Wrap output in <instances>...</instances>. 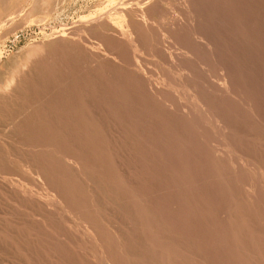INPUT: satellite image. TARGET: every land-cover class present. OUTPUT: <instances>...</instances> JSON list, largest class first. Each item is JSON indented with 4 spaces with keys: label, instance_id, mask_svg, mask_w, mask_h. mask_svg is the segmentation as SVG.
Wrapping results in <instances>:
<instances>
[{
    "label": "rangeland",
    "instance_id": "374dc122",
    "mask_svg": "<svg viewBox=\"0 0 264 264\" xmlns=\"http://www.w3.org/2000/svg\"><path fill=\"white\" fill-rule=\"evenodd\" d=\"M8 2L6 8L0 3V74L10 65L11 69L20 70L21 65H14V62L21 64L30 57L31 61L40 58L44 62L39 60L43 62L37 70L39 75L34 76L35 80L30 79L32 88L29 85L23 109L20 111L22 107H17L14 100L12 108L8 106L6 113H0V264H176V261L177 264H264V0ZM89 19L93 20L92 25ZM130 26L142 41H136L137 34ZM124 80H128V84ZM45 81H49L48 84ZM34 90L37 93L33 95ZM199 91L201 93H197ZM207 99L215 106L220 101L223 109L217 111L223 113H218L217 117L221 118L204 117L199 109L196 110V104ZM21 112L29 120V133L26 130L20 136L7 137L18 125L16 121L23 117ZM26 112L35 114L33 119ZM259 112H262L261 117ZM232 140L242 151L243 158H252L246 157L245 161L241 156H233ZM33 142L36 148L32 147ZM5 156L8 158L4 159ZM236 159L241 170L233 163ZM256 174L261 175L258 178ZM136 192L144 198L135 195Z\"/></svg>",
    "mask_w": 264,
    "mask_h": 264
},
{
    "label": "bare ground",
    "instance_id": "6f19581e",
    "mask_svg": "<svg viewBox=\"0 0 264 264\" xmlns=\"http://www.w3.org/2000/svg\"><path fill=\"white\" fill-rule=\"evenodd\" d=\"M7 1H9L10 2V0H0V3L2 4V5H4L5 6V8L8 6L7 5ZM234 1V0H233ZM8 2V3H9ZM37 2V1H36ZM124 2H125V0H124ZM149 2V1H148ZM165 2V1H164ZM220 2V1H219ZM232 2V1H231ZM145 3V2H144ZM146 3H147V1H146ZM197 3V2H196ZM221 3H223V2H221ZM245 3V2H244ZM252 3V2H251ZM258 3V2H257ZM136 4V3H135ZM141 4V3H140ZM212 4V3H211ZM218 4V3H217ZM262 4V3H261ZM7 5V6H6ZM120 5V4H119ZM191 5V4H190ZM194 5V4H193ZM199 5V4H198ZM219 5V4H218ZM226 5V4H225ZM255 5V4H254ZM3 6V7H4ZM122 6V5H121ZM251 6V5H250ZM263 6V5H262ZM244 7V6H243ZM4 8V9H5ZM149 8H151V7H149ZM178 8V7H177ZM246 8V7H245ZM112 9V8H111ZM131 9V8H130ZM155 9V8H154ZM153 9V10H154ZM190 9V8H189ZM222 9H224V7L222 8ZM120 10V9H119ZM156 10H158V9H156ZM229 10H231V9H229ZM175 11V10H174ZM177 11V10H176ZM223 11V10H222ZM225 11V10H224ZM227 11V10H226ZM232 11V10H231ZM121 12H123V9H122V11ZM234 12V11H233ZM2 14V13H1ZM0 14V15H1ZM236 14V13H235ZM99 16H101L100 14H98ZM115 15V14H114ZM123 15V14H122ZM232 15V14H231ZM247 15V14H246ZM203 16V15H202ZM98 17V16H97ZM102 17V16H101ZM115 17V16H114ZM215 17V16H214ZM164 18V17H163ZM252 18V17H251ZM0 19H2V18H0ZM218 19V18H217ZM237 19V18H236ZM90 20V19H89ZM96 20V19H95ZM102 20V19H101ZM202 20V19H201ZM216 20V19H215ZM250 20V19H249ZM253 20V19H252ZM93 22V20H90V22L89 23H91V25L93 24L92 22ZM99 21V20H98ZM97 21V22H98ZM226 21V20H225ZM243 21V20H242ZM241 21V22H242ZM255 21V20H254ZM0 22H1V20H0ZM85 22V21H84ZM88 22V21H87ZM104 22V21H103ZM189 22H191V21H189ZM196 22V21H195ZM251 22V21H250ZM3 23V22H2ZM130 23V22H129ZM233 23V22H232ZM239 23V22H238ZM253 23H255V22H253ZM227 24V23H226ZM245 24V23H244ZM77 25V24H76ZM129 25V24H128ZM192 25V24H191ZM198 25V24H197ZM207 25V24H206ZM236 25V24H235ZM94 26V25H93ZM92 26V27H93ZM126 26V25H125ZM194 26H196V25H194ZM86 27V26H85ZM84 27V28H85ZM88 27V26H87ZM119 27V26H118ZM235 27V26H234ZM241 27V26H240ZM245 27V26H244ZM82 28V27H81ZM90 28V27H89ZM87 29V28H86ZM122 29V28H121ZM130 29L131 30H133L134 28H131V26H130ZM136 29V28H135ZM197 29V28H196ZM253 29V28H252ZM78 30V29H77ZM81 30V29H80ZM91 30V29H90ZM196 31V30H195ZM125 33V32H124ZM133 33H136L137 34V32H135V30H133ZM190 33V32H189ZM192 33V32H191ZM229 33V32H228ZM233 33V32H232ZM248 33V32H247ZM246 33V35H248ZM70 34V33H69ZM68 34V35H69ZM73 34V33H72ZM126 34V33H125ZM124 34V35H125ZM131 34H132V32H131ZM136 34H135V36H136ZM195 34V33H194ZM199 35H200V33H198ZM197 34V35H198ZM211 34V33H210ZM225 34V33H224ZM73 35H75V34H73ZM82 35H83V33H82ZM97 35V34H96ZM109 35V34H108ZM188 35V37H191V38H195L194 36L192 37L190 34H187ZM190 35V36H189ZM196 35V34H195ZM222 35V34H221ZM139 35L137 34V37H138ZM259 36V35H258ZM183 37V36H182ZM238 37V36H237ZM110 38V37H109ZM129 38V37H128ZM132 38H133V36L131 35V40H132ZM136 38V37H135ZM134 38V39H135ZM225 38V37H224ZM234 38V37H233ZM241 38H243V37H241ZM249 38V37H248ZM255 38V37H254ZM253 38V39H254ZM260 38V37H259ZM61 39V38H60ZM80 39V38H79ZM124 39V38H123ZM141 40V38H139L138 37V39L136 40V41H138V40ZM197 39V38H196ZM61 40H63V39H61ZM82 40V39H81ZM118 40V39H117ZM122 40V39H121ZM126 40V39H125ZM128 40V39H127ZM217 40H219V39H217ZM85 41V40H84ZM134 41V40H133ZM133 41H131V42H133ZM142 41V40H141ZM193 41V40H192ZM240 41V40H239ZM262 41V40H261ZM260 41V42H261ZM63 42V41H62ZM67 42V41H66ZM185 42V41H184ZM200 42V41H199ZM211 42V41H210ZM64 43V42H63ZM140 43V42H139ZM142 43V42H141ZM143 43H144V41H143ZM249 43V42H248ZM65 44V43H64ZM137 44V43H136ZM192 44V43H191ZM202 44H203V42H202ZM205 44V43H204ZM210 44H212V43H210ZM256 44V43H255ZM133 45H135V43L133 44ZM138 45V44H137ZM140 46L142 45V44H139ZM144 45V44H143ZM196 44H194V46H195ZM253 45V44H252ZM130 46V45H129ZM201 46V45H200ZM262 46V45H261ZM264 46V45H263ZM136 47V46H135ZM137 47H139V46H137ZM142 47V46H141ZM144 47V46H143ZM207 47H209V46H207ZM206 48V47H205ZM234 48V47H233ZM264 48V47H263ZM97 49V48H96ZM115 49V48H114ZM113 49V50H114ZM127 49V48H126ZM131 49V48H130ZM140 49V48H139ZM251 48H249L248 50H250ZM141 50H142V48H141ZM225 50V49H224ZM228 50V49H227ZM253 50V49H252ZM52 51V50H51ZM50 51V52H51ZM120 51V50H119ZM137 51V50H136ZM237 51V50H236ZM244 51H246V50H244ZM264 51V50H263ZM58 52V51H57ZM63 52V51H62ZM197 52V51H196ZM227 52V51H226ZM229 52V51H228ZM68 53V52H67ZM98 53V52H97ZM125 53H127V52H125ZM140 53V52H139ZM236 53H238V52H236ZM64 54V53H63ZM110 54H111V52H110ZM120 54V53H119ZM129 54V53H128ZM233 54V53H232ZM231 54V55H232ZM235 54V53H234ZM233 54V55H234ZM241 54V53H240ZM239 54V55H240ZM246 54H247V52H246ZM245 54V55H246ZM251 54V53H250ZM254 54V53H253ZM47 56H48V53L46 54ZM56 55H58V54H56ZM100 55V54H99ZM102 55V54H101ZM106 55V54H105ZM115 55V54H114ZM135 55V54H134ZM263 55V54H262ZM60 56V55H59ZM95 56V55H94ZM104 56V55H103ZM110 56V55H109ZM123 56V55H122ZM208 56V55H207ZM213 56H215V55H213ZM227 56V55H226ZM261 56V54L259 55V57ZM50 57V56H49ZM55 57V56H54ZM81 57H83V56H81ZM116 57V56H115ZM120 57V56H119ZM137 57V56H136ZM31 58V57H30ZM30 58L29 59H27V60H25L23 63H21V64H18V62H17V64H15V62H14V65H21L20 66V70H18V71H16V70H13V69H11V65L8 67V68H5L6 69V71H1L3 74L0 76V113H3V112H7V111H5L6 110V108L8 107V106H10V108H12V106L11 105H13L12 103L14 102V100L16 101V106L17 107H22V106H24L25 105V103H24V105H23V100H25L26 98H27V90L28 89H30V88H32V84H30V79L32 78H34V76L36 75V76H38L39 74H37V70H38V68H41L40 67V64L41 63H43L44 61L42 60V59H38V61H37V58H36V61H31L30 60ZM45 58V57H44ZM84 58V57H83ZM83 58H81V59H83ZM90 58V57H89ZM102 58V57H101ZM110 58V57H109ZM117 58V57H116ZM123 58V57H122ZM122 58H120V59H122ZM210 58H212V55H211V57ZM219 58V57H218ZM223 58V57H222ZM263 58V57H262ZM92 59V58H91ZM111 59H113V58H111ZM110 59V60H111ZM125 59V58H124ZM134 59V58H133ZM138 59V58H137ZM144 59V58H143ZM198 59V58H197ZM238 59H239V57H238ZM39 60H42L43 62H40ZM46 60V59H45ZM117 60H119V59H117ZM206 60V59H205ZM212 60V59H211ZM219 60H220V58H219ZM50 61V60H49ZM96 61V60H95ZM120 61V60H119ZM122 61H123V59H122ZM126 61V60H125ZM138 60H136V62H137ZM146 61V60H145ZM175 61V60H174ZM193 61H194V59H193ZM192 61V62H193ZM20 62V61H19ZM107 62V61H106ZM110 62H112V61H110ZM124 62V61H123ZM127 62V61H126ZM139 62V61H138ZM181 62V61H180ZM191 62V61H190ZM212 62V61H211ZM218 62H220V61H218ZM233 62V61H232ZM240 62V61H239ZM244 62V61H243ZM242 62V63H243ZM251 62V61H250ZM253 62V61H252ZM50 63V62H49ZM58 63V62H57ZM61 63V62H60ZM64 63V62H63ZM92 63V62H91ZM100 63H102V62H100ZM116 63V62H115ZM213 63H214V59H213ZM234 63V62H233ZM237 63V62H236ZM263 63V62H262ZM52 64H53V62H52ZM55 64V63H54ZM109 64V63H108ZM128 64V63H127ZM183 64H184V62H183ZM202 64H204V63H202ZM210 64V63H209ZM222 64V63H221ZM244 64V63H243ZM59 65H61V64H59ZM95 65V64H94ZM106 64L104 63V66H105ZM121 65H123V64H121ZM130 65V64H129ZM143 65V64H142ZM171 65V64H170ZM192 65V64H191ZM230 65V64H229ZM236 65H238V64H236ZM52 66V65H51ZM58 66V65H57ZM68 66V65H67ZM103 66V67H104ZM113 66H115V65H113ZM117 66H118V64H117ZM141 66V65H140ZM149 66V65H148ZM218 66V65H217ZM227 66V65H226ZM53 67V66H52ZM119 67V66H118ZM127 67H129V66H127ZM142 67V66H141ZM144 67V66H143ZM146 67H147V65H146ZM236 67V66H235ZM242 67V66H241ZM46 68V67H45ZM58 68V67H57ZM63 68V67H62ZM92 68V67H91ZM98 68V67H97ZM132 68V67H131ZM176 68V67H175ZM201 68V67H200ZM219 68V67H218ZM230 68V67H229ZM120 69V68H119ZM133 69V68H132ZM143 69V68H142ZM141 69V70H142ZM221 69V68H220ZM237 69V68H236ZM46 70H47V68H46ZM65 70V69H64ZM86 70V69H85ZM112 70V69H111ZM127 70V69H126ZM138 70V69H137ZM146 70V69H145ZM149 70V69H148ZM175 70V69H174ZM41 71H42V69H41ZM107 71V70H106ZM116 71V70H115ZM119 70L117 69V72H118ZM131 71V70H130ZM201 71V70H200ZM218 71V70H217ZM216 71V72H217ZM230 71H231V69H230ZM234 71V70H233ZM261 71V70H260ZM51 72V71H50ZM110 73H112L111 71H109ZM108 72V73H109ZM113 72H114V70H113ZM132 72V71H131ZM150 72V71H149ZM210 72V71H209ZM43 73V72H42ZM69 74H70V72H68ZM68 73H66V74H68ZM79 73V72H78ZM125 73V72H124ZM148 73V72H147ZM208 73V72H207ZM219 73V72H218ZM217 73V74H218ZM221 73V72H220ZM237 73V72H236ZM59 74V73H58ZM65 74V73H64ZM116 74V73H115ZM135 74H137V73H135ZM226 74V73H225ZM230 74H232L233 75V73H230ZM244 74V73H243ZM97 75V74H96ZM119 75V74H118ZM126 75H128V74H126ZM143 75H144V73H143ZM186 75V74H185ZM202 75V74H201ZM214 75V74H213ZM240 75V74H239ZM249 75V74H248ZM247 75V76H248ZM5 76V77H4ZM41 76V75H40ZM43 76V75H42ZM70 76V75H69ZM98 76V75H97ZM181 76H182V74H181ZM200 76V75H199ZM205 76V75H204ZM244 76V75H243ZM262 76V75H261ZM260 76V77H261ZM46 77V76H45ZM49 77V76H48ZM61 77V76H60ZM113 77H115V76H113ZM112 77V78H113ZM152 77H154V76H152ZM174 77V76H173ZM176 77V76H175ZM178 77H179V75H178ZM234 77V76H233ZM240 77H241V75H240ZM257 77V76H256ZM41 78V77H40ZM44 78V77H43ZM53 78H55V77H53ZM66 78V77H65ZM117 78H118V76H117ZM121 78V77H120ZM127 78H129V75H128V77ZM177 78V77H176ZM237 78V77H236ZM38 79H39V77H38ZM46 79V78H45ZM44 79V80H45ZM111 79V78H110ZM141 79V78H140ZM156 79H158V78H156ZM188 79H190V78H188ZM187 79V80H188ZM211 79V78H210ZM226 79V78H225ZM235 79V78H234ZM233 79V80H234ZM238 79V78H237ZM240 79V78H239ZM260 79V78H259ZM33 80H35V79H33ZM42 80V79H41ZM43 80V81H44ZM58 80V79H57ZM79 80V79H78ZM104 80V79H103ZM116 80V79H115ZM177 80V79H176ZM186 80V81H187ZM193 80V79H192ZM232 80V81H233ZM236 80V79H235ZM243 80V79H242ZM251 80V79H250ZM61 81V80H60ZM80 81V80H79ZM118 81V80H117ZM125 81V80H124ZM128 81V80H127ZM127 81H125V82H127ZM136 81V80H135ZM141 81V80H140ZM165 81V80H164ZM178 81V80H177ZM238 81V80H237ZM42 82V81H41ZM48 82L49 81H45V83L46 84H48ZM51 82V81H50ZM88 82V81H87ZM109 82H110V80H109ZM144 82V81H143ZM180 82V81H179ZM206 82H208V81H206ZM230 82H231V79H230ZM229 82V83H230ZM234 82V81H233ZM33 83V82H32ZM43 83V82H42ZM71 83V82H70ZM85 83V82H84ZM114 83V82H113ZM122 83V82H121ZM139 83H141V82H139ZM153 83V82H152ZM160 83V82H159ZM184 83V82H183ZM198 83V82H197ZM212 83H213V81H212ZM239 83H240V81H239ZM243 83V82H242ZM242 83H240V84H242ZM248 83V85H249V82H247ZM52 84V83H51ZM51 84H50V88H51ZM68 84V83H67ZM127 84H128V82H127ZM210 84V83H209ZM235 84H238V83H235ZM252 84V83H251ZM29 85H30V88H29ZM53 85V84H52ZM117 85V84H116ZM149 85V84H148ZM167 85H169V84H167ZM182 85H184V84H182ZM186 85V84H185ZM184 85V86H185ZM187 85H188V83H187ZM190 85V84H189ZM188 85V86H189ZM198 85V84H197ZM197 85H195V86H197ZM205 85V84H204ZM213 85V84H212ZM232 85H233V83H232ZM243 85V84H242ZM241 85V86H242ZM244 85H246V84H244ZM35 86V85H34ZM33 86V87H34ZM38 86V85H37ZM37 86H35V88L37 87ZM48 86V85H47ZM76 86V85H75ZM119 86H121V85H119ZM128 86V85H127ZM156 86V85H155ZM187 86V87H188ZM241 86H240V88H241ZM251 86V85H250ZM250 86H249V88H250ZM43 87H44V85H43ZM49 87V86H48ZM66 87H68V86H66ZM103 87V86H102ZM138 87H140V85L138 86ZM164 87V86H163ZM190 87V86H189ZM239 87V86H238ZM252 87V86H251ZM259 87V86H258ZM39 88V87H38ZM38 88H37V92L39 91L40 92V89L38 90ZM46 88V87H45ZM71 88V87H70ZM107 88V87H106ZM117 88V87H116ZM126 88V87H125ZM144 88V87H143ZM151 88V87H150ZM212 88V87H211ZM231 88H232V86H231ZM243 88H245L244 86H243ZM248 88V89H249ZM261 88V87H260ZM55 89V88H54ZM69 88H67V90H68ZM86 89V88H85ZM130 89V88H129ZM129 89L127 90V91H129ZM131 89H133V88H131ZM195 89V88H194ZM204 89V88H203ZM46 90V89H45ZM44 90V91H45ZM47 90H48V88H47ZM71 90H73V89H71ZM93 90V89H92ZM148 90V89H147ZM147 90H146V92H147ZM150 90V89H149ZM198 90V89H197ZM238 90V89H237ZM250 90V89H249ZM33 91V90H32ZM32 91H31V93H32ZM50 91V90H49ZM61 91V90H60ZM70 91V90H69ZM162 91H164V90H162ZM186 91V90H185ZM233 91V90H232ZM244 91H246V90H243V92ZM29 92V91H28ZM36 92V93H37ZM52 92H54V90L52 91ZM68 92V91H67ZM76 92V91H75ZM123 92V91H122ZM201 92H202V90H201ZM200 91L199 92H197V93H201ZM212 92V91H211ZM219 92V91H218ZM30 93V95H34V94H36L35 93V90H34V92L31 94ZM47 93V92H46ZM55 93V92H54ZM54 93H53V95H54ZM93 93V92H92ZM99 93V92H98ZM170 93V92H169ZM175 93H176V91H175ZM190 93H192V92H190ZM195 93H196V91H195ZM203 93V92H202ZM216 93V92H215ZM220 93V92H219ZM222 93V92H221ZM220 93V94H221ZM245 93V92H244ZM246 93H249V92H246ZM254 94H256L255 92H253ZM40 94V96H41V94L42 93H39ZM38 94V95H39ZM49 94H50V92H49ZM71 94H74L73 92L71 93ZM122 94H124V92L122 93ZM129 94V93H128ZM151 94V93H150ZM178 94V93H177ZM204 94H206L205 92H204ZM223 94V93H222ZM32 95V96H33ZM46 95V94H45ZM132 95V94H131ZM188 95V94H187ZM200 95V94H199ZM198 95V96H199ZM203 95V94H202ZM240 95V94H239ZM264 95V94H263ZM32 96H31V98H32ZM67 96V95H66ZM136 96V95H135ZM157 96V95H156ZM189 96H191V95H189ZM194 96V95H193ZM256 95H254V97H255ZM30 97V96H29ZM34 97V96H33ZM42 97H44V96H41V98ZM53 97V96H52ZM112 97V96H111ZM209 96H207V98H208ZM239 97V96H238ZM252 97V96H251ZM250 97V98H251ZM37 98V97H36ZM55 98V97H54ZM186 98V97H185ZM211 98V97H210ZM209 98V99H210ZM225 98V97H224ZM231 98V97H230ZM28 99V98H27ZM33 100L35 99V97L34 98H32ZM42 99H44V98H42ZM46 99V98H45ZM48 99V98H47ZM75 99V98H74ZM149 99V98H148ZM162 99V98H161ZM201 99V98H200ZM216 99V98H215ZM232 99V98H231ZM240 99H242V97L240 98ZM260 99V98H259ZM51 100V99H50ZM55 100V99H54ZM126 100V99H125ZM183 100V99H182ZM192 100V99H191ZM212 100H213V98H212ZM228 100V99H227ZM238 100V99H237ZM257 100V99H256ZM13 101V102H12ZM75 101H76V99H75ZM117 101V100H116ZM135 101V100H134ZM144 101H146V100H144ZM151 101V100H150ZM198 101V100H197ZM223 101H225V100H223ZM230 101V100H229ZM249 101H252V99L250 100L249 99ZM259 101V100H258ZM25 102H27V101H25ZM34 102V101H33ZM32 102V103H33ZM37 102V101H36ZM45 102V101H44ZM58 102V101H57ZM143 102V101H142ZM164 102V101H163ZM190 102V101H189ZM217 102V101H216ZM215 102V103H216ZM220 101H218V105L217 106H215V105H213V101H211V100H208L207 99V101H205V100H202V101H200V102H198L197 104H196V110H200V112L202 113V115H204V117L206 116V117H208V116H211V117H215L216 119L218 118H221L220 116L219 117H217L218 116V113H223V111L221 112H218L217 111V109H223V108H221L220 106V103H219ZM222 102V101H221ZM245 102V101H244ZM253 102V101H252ZM254 102H256L255 100H254ZM139 103V102H138ZM141 103V102H140ZM139 103V104H140ZM150 103V102H149ZM214 103V104H215ZM226 103V102H225ZM230 103V102H229ZM27 104H29V103H27ZM139 104H138V107H139ZM142 104H144V103H142ZM146 104V103H145ZM152 104V103H151ZM165 104V103H164ZM184 104V103H183ZM190 104H191V102H190ZM195 104V103H194ZM217 104V103H216ZM233 104H235V103H233ZM233 104H232V106H233ZM246 104H247V102H246ZM246 104H245V106H246ZM40 105V104H39ZM49 105V104H48ZM70 105V104H69ZM120 105V104H119ZM147 105V104H146ZM187 105V104H186ZM253 105V104H252ZM258 105V104H257ZM44 106V105H43ZM67 106V105H66ZM79 106V105H78ZM77 106V107H78ZM96 106V105H95ZM107 106V105H106ZM132 106V105H131ZM150 106V105H149ZM161 106V105H160ZM167 106V105H166ZM170 106V105H169ZM192 107H193V104L191 105ZM244 106V105H243ZM260 106V105H259ZM47 107V106H46ZM124 107V106H123ZM130 107V106H129ZM159 107V106H158ZM191 107V108H192ZM195 107V106H194ZM234 107V106H233ZM254 107V106H253ZM256 107V106H255ZM254 107V108H255ZM30 108V107H29ZM39 108V107H38ZM59 108V107H58ZM162 108V107H161ZM241 108V107H240ZM239 108V109H240ZM250 108V107H249ZM251 108H252V106H251ZM8 109V108H7ZM15 109V108H14ZM18 109V108H17ZM23 109V107L20 109V111ZM37 109V108H36ZM104 109V108H103ZM144 109H146L147 110V108H144ZM232 109L233 108H231V111H232ZM243 109V108H242ZM30 110V109H29ZM96 110V109H95ZM122 110V109H121ZM137 110V109H136ZM135 110V111H136ZM140 110H142V109H140ZM151 110H152V108H151ZM158 110V109H157ZM202 110V111H201ZM226 110V109H225ZM230 110V109H229ZM246 110H248L247 108H246ZM245 110V111H246ZM15 111V110H14ZM31 111V110H30ZM49 111H51V110H49ZM48 111V112H49ZM227 111V110H226ZM234 111V110H233ZM239 111V110H238ZM259 111V110H258ZM19 112V111H18ZM18 112H16V113H18ZM24 112V111H23ZM23 112H21L20 113V115H22L23 117H19L20 118V121L18 120V121H16V118H15V121L17 122V126H14L13 127V129L11 130V132H9L10 134L9 135H7V137L9 136V137H12V136H20L21 135V133L22 132H24V131H26L27 130V128L29 127V120H27V119H25V115H24V113ZM149 112H150V110H149ZM155 112V111H154ZM225 112V111H224ZM242 112V111H241ZM248 112V111H247ZM14 114L13 115H15V112H13ZM28 112H26V114H27ZM30 114H31V112H29ZM28 113V114H29ZM40 113V112H39ZM38 113V114H39ZM50 113V112H49ZM137 113V112H136ZM156 113V112H155ZM212 113V114H211ZM255 113V112H254ZM29 114V115H30ZM135 114V113H134ZM138 114V113H137ZM150 114V113H149ZM157 114V113H156ZM232 114V113H231ZM253 114V113H252ZM259 114H260V112H259ZM261 114H262V112H261ZM261 114H260V117H261ZM11 115H12V113H11ZM16 115H18V114H16ZM19 115V116H20ZM33 115V114H32ZM32 115H30V118L32 117ZM35 115V114H34ZM33 115V116H34ZM40 115V114H39ZM86 115H88V114H86ZM221 115V114H220ZM258 115V114H257ZM2 116V115H1ZM10 116V115H9ZM159 116V115H158ZM157 116V117H158ZM198 116V115H197ZM223 116H226V115H224L223 114ZM239 116V115H238ZM242 116V115H241ZM5 117V116H4ZM15 117V116H14ZM36 117V116H35ZM34 117V118H35ZM145 117V116H144ZM162 117V116H161ZM160 117V118H161ZM203 117V116H202ZM228 117V116H227ZM225 118V119H228V118ZM257 117V116H256ZM263 117V116H262ZM11 118H12V116H11ZM18 118V119H19ZM41 118V117H40ZM64 118V117H63ZM170 118V117H169ZM187 118V117H186ZM235 118H236V112H235ZM7 119H8V116H7ZM14 119V118H13ZM32 119H33V117H32ZM138 119V118H137ZM144 119V118H143ZM199 119V118H198ZM238 119H240V117L238 118ZM242 119V118H241ZM10 120V119H9ZM35 121H37V119L35 118L34 119ZM98 120V119H97ZM155 120V119H154ZM206 120V119H205ZM231 120V119H230ZM236 120V119H235ZM243 120V119H242ZM251 120V119H250ZM249 120V121H250ZM14 121V120H13ZM54 121V120H53ZM159 121V120H158ZM208 121V120H207ZM213 121V120H212ZM221 122H222V120H220ZM233 121V120H232ZM257 121V120H256ZM264 121V120H263ZM15 122V123H16ZM81 122V121H80ZM128 122V121H127ZM149 122V121H148ZM150 122H151V120H150ZM155 122V121H154ZM160 122V121H159ZM173 122V121H172ZM246 122H248V121H246ZM245 122V123H246ZM260 122V121H259ZM4 123V122H3ZM6 123V122H5ZM32 123V122H31ZM34 123V122H33ZM49 123V122H48ZM156 123V122H155ZM154 123V124H155ZM249 123V122H248ZM255 123V122H254ZM7 124V123H6ZM9 125H10V123H8ZM37 124V123H36ZM159 124V123H158ZM216 124V123H215ZM250 124V123H249ZM253 124V123H252ZM263 124V123H262ZM9 125L7 126L6 125V127H9ZM31 125V124H30ZM33 125V124H32ZM118 125V124H117ZM174 125V124H173ZM178 125V124H177ZM177 125H176V127H177ZM181 125V124H180ZM201 125V124H200ZM216 125H218V124H216ZM258 124H256V125H254V126H257ZM13 126V125H12ZM12 126L10 125V127L12 128ZM35 126V125H34ZM33 126V127H34ZM44 126H45V124H44ZM182 126V125H181ZM208 126V125H207ZM220 126V125H219ZM253 126V125H252ZM5 127V128H6ZM32 127V126H31ZM30 127V128H31ZM32 127V128H33ZM37 126H35V128H36ZM42 127V126H41ZM45 127H47V126H45ZM160 127H161V125H160ZM165 127V126H164ZM174 127V126H173ZM180 127V126H179ZM221 127H222V125H221ZM242 127H244V126H242ZM246 127L247 126H245V129H246ZM31 128V129H32ZM39 128V127H38ZM44 128V127H43ZM91 128V127H90ZM208 128V127H207ZM224 128V127H223ZM248 128V127H247ZM252 128V127H251ZM250 128V129H251ZM29 129V128H28ZM45 129V128H44ZM135 129V128H134ZM187 129V128H186ZM228 129H229V127H228ZM257 129V128H256ZM80 130H81V128H80ZM97 130H98V128H97ZM128 130H129V128H128ZM163 130V129H162ZM248 130V129H247ZM255 130V129H254ZM28 131V133H29V131L30 130H27ZM36 131L37 130H35V133H36ZM38 131H39V129H38ZM95 131V130H94ZM191 131V130H190ZM212 131V130H211ZM227 131V130H226ZM232 131V130H231ZM252 131V130H251ZM41 132V131H40ZM48 132V131H47ZM93 132V131H92ZM97 132V131H96ZM101 132V131H100ZM254 132V131H253ZM257 132V131H256ZM31 133V132H30ZM99 133V132H98ZM118 133V132H117ZM203 133V132H202ZM226 133V132H225ZM247 133V132H246ZM259 133H260V131H259ZM264 133V132H263ZM22 134H25V133H22ZM42 134V133H41ZM46 134V133H45ZM87 134V133H86ZM125 134V133H124ZM132 134V133H131ZM166 134V133H165ZM164 134V135H165ZM185 134V133H184ZM198 134V133H197ZM255 134V133H254ZM260 134H262V132L260 133ZM27 135V134H26ZM43 135V134H42ZM42 135H40V136H42ZM88 135V134H87ZM162 135V134H161ZM259 135V134H258ZM24 136V135H23ZM28 136V135H27ZM26 136V137H27ZM38 136V135H37ZM51 136V135H50ZM93 136V135H92ZM167 136V135H166ZM165 136V137H166ZM204 136H205V134H204ZM225 136V135H224ZM246 136V135H245ZM254 136V135H253ZM4 137V136H3ZM13 137V138H14ZM35 137H36V135H35ZM84 137V136H83ZM163 137V136H162ZM186 137V136H185ZM19 138V137H18ZM21 138V137H20ZM25 138V137H24ZM42 138V137H41ZM137 138V137H136ZM150 138V137H149ZM234 137H232V139H233ZM243 138V137H242ZM259 138V137H258ZM38 139V138H37ZM151 139V138H150ZM222 139V138H221ZM12 140V139H11ZM35 140V139H34ZM34 140H32V141H34ZM53 140V139H52ZM99 140V139H98ZM140 140V139H139ZM169 140V139H168ZM202 140V139H201ZM205 140V139H204ZM226 140H228V139H226ZM263 140V139H262ZM5 141V140H4ZM13 141V140H12ZM22 141V140H21ZM30 141V140H29ZM39 141V140H38ZM54 141V140H53ZM58 141V140H57ZM61 141V140H60ZM90 141V140H89ZM203 141V140H202ZM225 141V140H224ZM259 141V140H258ZM6 142V141H5ZM8 142V141H7ZM42 142V141H41ZM94 142V141H93ZM234 142H235V140H234ZM234 142H233V140L231 141V146L233 147V150H232V152H233V156H235L236 158H243V156H241V154H243L242 153V151L241 150H239L238 148H237V146L234 144ZM243 142H244V140H243ZM255 142H256V140H255ZM2 143V142H1ZM16 143V142H15ZM17 143H19V142H17ZM23 144H25L24 142H22ZM40 143V142H39ZM49 143V142H48ZM55 143V142H54ZM172 143V142H171ZM200 143V142H199ZM237 143V142H236ZM34 144V142L32 143V147L34 146L33 145ZM56 144V143H55ZM169 144V143H168ZM204 144V143H203ZM229 144V143H228ZM238 144V143H237ZM12 145V147H14L13 146V144H11ZM59 145H60V143H59ZM139 145V144H138ZM254 145V144H253ZM8 146H10V144L8 145ZM25 146H27V144L25 145ZM29 146V145H28ZM43 146V145H42ZM91 146V145H90ZM93 146V145H92ZM167 146V145H166ZM214 146V145H213ZM241 146V145H240ZM1 147V146H0ZM11 147V148H12ZM35 147V146H34ZM40 147V146H39ZM50 147V146H49ZM53 147V146H52ZM163 147H164V145H163ZM180 147V146H179ZM223 147V146H222ZM36 148V147H35ZM59 148V147H58ZM64 148V147H63ZM111 148V147H110ZM133 148V147H132ZM166 148V147H165ZM169 148V147H168ZM185 148V147H184ZM188 148H189V146H188ZM243 148H245V147H243ZM251 148V147H250ZM261 148V147H260ZM259 148V149H260ZM50 149V148H49ZM146 149V148H145ZM171 149V148H170ZM182 149V148H181ZM264 149V148H263ZM2 150V149H1ZM50 150H52V149H50ZM55 150V149H54ZM57 150V149H56ZM60 150V149H59ZM63 150V149H62ZM79 150V149H78ZM164 150V149H163ZM223 150V149H222ZM244 150H246V149H244ZM3 151V150H2ZM37 151V150H36ZM149 151V150H148ZM227 151V150H226ZM258 151V150H257ZM261 151V150H260ZM5 153H6V151H4ZM51 152V151H50ZM83 152H85V151H83ZM96 152V151H95ZM116 152V151H115ZM126 152V151H125ZM190 152H191V150H190ZM244 152V151H243ZM60 153V152H59ZM71 153V152H70ZM141 153H142V151H141ZM164 153H165V151H164ZM193 153V152H192ZM207 153H208V151H207ZM62 154V153H61ZM63 154H64V152H63ZM68 154V152L66 153V155ZM75 154V153H74ZM168 154V153H167ZM186 154V153H185ZM231 154V153H230ZM262 154V153H261ZM4 155H6V154H4ZM38 155H40V154H38ZM53 155V156H52ZM52 155H50V156H52V157H55L54 156V154H52ZM72 155V154H71ZM106 155V154H105ZM137 155V154H136ZM142 155V154H141ZM155 155H157V154H155ZM195 155V154H194ZM227 155H228V152H227ZM232 155V154H231ZM1 156V155H0ZM59 156H61V155H59ZM69 156V155H68ZM73 156V155H72ZM206 156H207V154H206ZM229 156V155H228ZM241 156V157H240ZM245 156V155H244ZM2 157V156H1ZM7 156H5V158L4 159H7L8 157H9V155H8V157L6 158ZM41 157V156H40ZM77 157V156H76ZM247 156H245L244 158H246ZM249 157V156H248ZM247 157V158H248ZM254 157V156H253ZM256 157V156H255ZM15 158H17V157H15ZM39 158V157H38ZM51 158V157H50ZM55 158H58V157H55ZM72 158V157H71ZM74 158V157H73ZM79 158H81V157H79ZM150 158V157H149ZM152 158V157H151ZM218 158V157H217ZM243 158V159H244ZM249 158H252V156L251 157H249ZM260 158V157H259ZM0 159H2V158H0ZM36 159V158H35ZM63 159V158H62ZM169 159V158H168ZM171 159V158H170ZM185 159V158H184ZM242 159V160H243ZM257 159V158H256ZM264 159V158H263ZM9 160V159H8ZM12 160V159H11ZM10 160V161H11ZM54 160V159H53ZM84 160V159H83ZM220 160H222L221 158H220ZM245 160V159H244ZM243 160V161H244ZM254 160V159H253ZM38 161V160H37ZM63 161V160H62ZM105 161V160H104ZM167 161V160H166ZM165 161V162H166ZM191 161V160H190ZM245 161H247V160H245ZM251 161V160H250ZM258 161V160H257ZM14 163V162H13ZM56 163H58V162H56ZM88 163V162H87ZM173 163V162H172ZM226 163V162H225ZM234 164H236V166H237V168L236 169H238V170H241V167H240V165H238L239 164V161L236 159V160H234V162H233ZM262 163H264V162H262ZM10 164V163H9ZM15 164V163H14ZM52 164V163H51ZM68 164V163H67ZM224 164V163H223ZM227 164V163H226ZM260 164H261V162H260ZM12 165V164H11ZM16 165V164H15ZM69 165V164H68ZM97 165V164H96ZM104 165V164H103ZM175 165V164H174ZM218 165V164H217ZM52 166V165H51ZM59 166V165H58ZM101 166V165H100ZM168 166V165H167ZM179 166V165H178ZM18 167V166H17ZM46 167V166H45ZM64 167V166H63ZM81 167H82V165H81ZM244 167V166H243ZM5 168V167H4ZM44 168V167H43ZM54 168V167H53ZM71 168V167H70ZM106 168V167H105ZM129 168V167H128ZM135 168V167H134ZM144 168V167H143ZM170 168V167H169ZM231 168H235V167H231ZM264 168V167H263ZM3 169V168H2ZM52 169V168H51ZM71 169H75V168H71ZM19 170V169H18ZM76 170V169H75ZM170 170V169H169ZM222 170V169H221ZM225 171H226V169H224ZM264 170V169H263ZM17 171V170H16ZM56 171V170H55ZM171 171V170H170ZM259 171V170H258ZM15 172V171H14ZM63 172V171H62ZM82 172V171H81ZM80 172V173H81ZM190 172V171H189ZM210 172V171H209ZM227 172V171H226ZM23 173V172H22ZM46 173H47V171H46ZM91 173V172H90ZM160 173V172H159ZM163 173V172H162ZM169 173V172H168ZM228 173V172H227ZM245 173V172H244ZM247 173V172H246ZM257 173V172H256ZM7 174V173H6ZM43 174V173H42ZM87 173H85V175H86ZM155 174H157V173H155ZM218 174V173H217ZM229 174V173H228ZM228 174H227V176H228ZM243 174V173H242ZM37 175V174H36ZM91 175H92V173H91ZM91 175H89V176H91ZM205 175V174H204ZM247 175V174H246ZM257 175V174H256ZM261 175V174H260ZM260 175H257V177L258 176H260ZM1 176V175H0ZM5 176V175H4ZM28 176V175H27ZM136 176V175H135ZM187 176V175H186ZM223 176V175H222ZM252 176V175H251ZM43 177H44V175H43ZM49 177V176H48ZM80 177V176H79ZM164 177V176H163ZM167 177V176H166ZM172 177H173V175H172ZM244 177H246V176H244ZM45 178V177H44ZM81 178V177H80ZM95 178V177H94ZM165 178V177H164ZM175 178V177H174ZM200 178V177H199ZM252 178H254V177H252ZM259 178V177H258ZM12 179V178H11ZM87 179V178H86ZM93 179V178H92ZM178 179V178H177ZM176 179V180H177ZM207 179V178H206ZM51 180V179H50ZM55 180H57V179H55ZM89 180H91V179H89ZM163 180V179H162ZM199 180V179H198ZM251 180H253V179H251ZM33 181V180H32ZM48 181V180H47ZM46 181V182H47ZM58 182L57 183H60L59 182V180H57ZM108 181H110V180H108ZM167 181V180H166ZM233 181V180H232ZM255 181V180H254ZM262 181V180H261ZM2 182V181H1ZM40 182V181H39ZM52 182H53V179H52ZM90 182V181H89ZM93 182V181H92ZM98 182H99V180H98ZM104 182H105V180H104ZM118 182V181H117ZM116 182V183H117ZM128 182V181H127ZM138 182V181H137ZM178 182H179V179H178ZM212 182H213V180H212ZM242 182V181H241ZM256 182H258V181H256ZM16 183V182H15ZM45 183V182H44ZM65 183V182H64ZM133 183H134V181H133ZM230 184H231V182H229ZM43 184V183H42ZM85 184V183H84ZM176 184V183H175ZM212 184V183H211ZM237 184V183H236ZM8 185V184H7ZM6 185V186H7ZM53 185V184H52ZM60 185V184H59ZM64 185H66V184H64ZM107 185V184H106ZM201 185V184H200ZM208 185V184H207ZM257 185V184H256ZM20 186V185H19ZM44 186V185H43ZM71 186V185H70ZM86 186H87V184H86ZM85 186V187H86ZM100 186H101V184H100ZM107 186H109V185H107ZM172 186V185H171ZM230 186V185H229ZM9 187V186H8ZM15 187V186H14ZM49 187V186H48ZM72 187V186H71ZM223 187V186H222ZM262 187V186H261ZM52 188V187H51ZM55 188V187H54ZM112 188V187H111ZM114 188V187H113ZM159 188V187H158ZM260 188V187H259ZM258 188V189H259ZM18 189V188H17ZM40 189V188H39ZM47 189V188H46ZM93 189V188H92ZM100 189H102V187L100 188ZM105 189V188H104ZM109 189H110V187H109ZM115 189V188H114ZM257 189V188H256ZM262 189H264L263 187H262ZM261 189V190H262ZM16 190V189H15ZM54 190V189H53ZM58 190V189H57ZM62 190V189H61ZM77 190V189H76ZM84 190V189H83ZM113 190V189H112ZM111 190V192L113 193V191ZM32 191V190H31ZM80 191H82V190H80ZM110 191V190H109ZM119 191H121V190H119ZM123 191H124V189H123ZM128 191V190H127ZM141 191V190H140ZM169 191V190H168ZM180 191V190H179ZM227 191V190H226ZM95 193H96V191H94ZM243 192V191H242ZM31 193V192H30ZM40 193V192H39ZM44 193V192H43ZM122 193V192H121ZM138 193H139V191H138ZM137 192H136V194L135 195H138V196H140L141 197V199L142 198H144V197H142L141 195H143V194H138ZM142 193V192H141ZM235 193V192H234ZM237 193H238V191H237ZM237 193H236V195H237ZM262 193H264L263 191H262ZM11 194H12V192H11ZM42 194V193H41ZM97 194V193H96ZM104 194V193H103ZM107 194V193H106ZM105 194V195H106ZM259 194V193H258ZM44 195V194H43ZM57 195V194H56ZM59 195V194H58ZM98 195V194H97ZM121 195V194H120ZM134 194H133V192H132V196H133ZM151 195V194H150ZM22 196V195H21ZM34 196V195H33ZM74 196V195H73ZM128 196V195H127ZM130 196V195H129ZM145 196V195H144ZM233 196V195H232ZM20 197V196H19ZM26 197H28V196H26ZM41 197V196H40ZM49 197V196H48ZM57 197V196H56ZM95 197V196H94ZM99 197H100V195H99ZM99 197H97V198H99ZM139 197V198H140ZM179 197V196H178ZM244 197V196H243ZM33 198V197H32ZM62 198V197H61ZM65 198V197H64ZM120 198H122V196L120 197ZM138 198V199H139ZM50 199H52V198H50ZM54 199V198H53ZM57 199V198H56ZM129 199V198H128ZM177 199V198H176ZM175 199V200H176ZM237 199V198H236ZM38 200V199H37ZM59 200V199H58ZM57 200V201H58ZM64 200V199H63ZM84 200V199H83ZM115 200V199H114ZM123 200V199H122ZM121 200V201H122ZM144 200V199H143ZM142 200V201H143ZM220 200V199H219ZM246 200V199H245ZM22 201H24V200H22ZM39 201V200H38ZM43 201V200H42ZM50 201V200H49ZM53 201H55V200H52V202ZM79 201V200H78ZM103 201V200H102ZM120 201V202H121ZM19 202V201H18ZM84 202V201H83ZM90 202V201H89ZM123 202V201H122ZM125 202H126V200H125ZM132 202V201H131ZM226 202V201H225ZM246 202V201H245ZM23 203V202H22ZM43 203V202H42ZM56 203H58V202H56ZM152 203V202H151ZM170 203V202H169ZM180 203H181V201H180ZM249 203V202H248ZM32 204V203H31ZM55 204V203H54ZM61 204V203H60ZM76 204V203H75ZM74 204V205H75ZM87 204V206H88V203H86ZM97 204H99V203H97ZM125 204V203H124ZM210 204V203H209ZM58 205H59V203H58ZM57 204H56V206H58ZM90 205V204H89ZM116 205V204H115ZM121 205H123V204H121ZM131 205V204H130ZM133 205V204H132ZM132 205H131V208H132ZM136 205V204H135ZM180 205V204H179ZM228 205V204H227ZM37 206V205H36ZM53 206V205H52ZM55 206V205H54ZM62 206V205H61ZM68 206V205H67ZM83 206V205H82ZM242 207L244 206V204L243 205H241ZM257 206V205H256ZM64 207V206H63ZM63 207H61V208H63ZM74 207V206H73ZM126 207V206H125ZM125 207L123 208V209H125ZM55 208V207H54ZM92 208V207H91ZM96 208V207H95ZM98 208V207H97ZM112 208V207H111ZM231 208V207H230ZM255 208V207H254ZM58 209H60V208H58ZM64 209V208H63ZM103 209V208H102ZM127 209H128V206H127ZM134 209V208H133ZM163 209V208H162ZM184 209V208H183ZM214 209V208H213ZM216 209V208H215ZM240 209V208H239ZM51 210V209H50ZM90 210V209H89ZM96 210V209H95ZM107 210V209H106ZM110 210V209H109ZM132 210V209H131ZM180 210V209H179ZM178 210V211H179ZM233 210V209H232ZM263 210V209H262ZM63 211V210H62ZM61 211V212H62ZM79 211V210H78ZM78 211L76 212V213H78ZM102 211V210H101ZM129 211V210H128ZM181 211V210H180ZM185 211V210H184ZM237 211V210H236ZM249 211V210H248ZM49 212V211H48ZM60 212V211H59ZM64 212V211H63ZM65 212H67V211H65ZM64 212V213H65ZM137 212V211H136ZM140 212V211H139ZM225 212V211H224ZM231 212V211H230ZM245 212H246V210H245ZM57 213V212H56ZM63 213V214H64ZM86 213V212H85ZM135 213V212H134ZM133 213V214H134ZM226 213V212H225ZM247 213V212H246ZM253 213V212H252ZM258 213V212H257ZM59 214V213H58ZM58 214H57V216H58ZM120 214V213H119ZM128 214V213H127ZM142 214V213H141ZM198 214V213H197ZM248 214V213H247ZM55 215V214H54ZM66 215V214H65ZM68 215V214H67ZM138 215V214H137ZM143 215V214H142ZM142 215H141V217H142ZM230 215V214H229ZM233 215H235L234 214V212H233ZM242 215H244V214H242ZM246 215V214H245ZM251 215V214H250ZM49 216H50V214H49ZM61 216V215H60ZM69 216V215H68ZM129 216V215H128ZM133 216V215H132ZM140 216V215H139ZM232 216V215H231ZM249 216V215H248ZM247 216V217H248ZM52 217V216H51ZM55 217V216H54ZM53 217V218H54ZM230 217V216H229ZM247 217H246V220H247ZM258 217V216H257ZM33 218V217H32ZM59 218V217H58ZM66 218V217H65ZM89 218V217H88ZM123 218H124V216H123ZM129 218V217H128ZM236 218V217H235ZM252 218V217H251ZM76 219V218H75ZM93 219V218H92ZM133 219H134V217H133ZM237 219V218H236ZM254 219V218H253ZM261 219H262V217H261ZM260 219V220H261ZM37 220V219H36ZM56 220V219H55ZM65 220V219H64ZM123 220V219H122ZM121 220V221H122ZM125 220V219H124ZM139 220V219H138ZM160 220V219H159ZM184 220V219H183ZM208 220V219H207ZM225 220H227V219H225ZM243 220V219H242ZM245 220V221H246ZM251 220V219H250ZM52 221H53V219H52ZM51 221V222H52ZM72 221V220H71ZM92 222H93V220H91ZM95 221V220H94ZM106 221V220H105ZM140 221V220H139ZM215 221V220H214ZM228 221V220H227ZM257 221V220H256ZM262 221V220H261ZM54 222V221H53ZM68 222V221H67ZM134 222V221H133ZM238 222V221H237ZM237 222H236V224H237ZM252 222H254L253 220L251 221V223ZM6 223V222H5ZM88 223V222H87ZM95 223V222H94ZM93 223V224H94ZM112 223V222H111ZM126 223V222H125ZM158 223V222H157ZM200 223V222H199ZM239 223H240V221H239ZM238 223V224H239ZM244 223V222H243ZM69 224V223H68ZM73 224V223H72ZM92 224V223H91ZM96 224V223H95ZM110 224V223H109ZM128 224V223H127ZM146 224V223H145ZM253 224V223H252ZM255 224V223H254ZM59 225V224H58ZM115 225V224H114ZM240 225V224H239ZM257 225V224H256ZM19 226V225H18ZM37 226V225H36ZM112 226H113V224H112ZM125 226V225H124ZM133 226V225H132ZM139 226V225H138ZM234 226V225H233ZM243 226V225H242ZM245 226V225H244ZM251 226V225H250ZM263 226V225H262ZM33 227V226H32ZM71 227V226H70ZM93 227V226H92ZM115 227V226H114ZM234 227H236V225L234 226ZM246 227V226H245ZM259 227V226H258ZM261 227V226H260ZM13 228V227H12ZM75 228V227H74ZM130 228H131V225H130ZM129 228V229H130ZM137 228V227H136ZM165 228V227H164ZM253 228H254V226H253ZM257 228V227H256ZM255 228V229H256ZM14 229V228H13ZM52 229H54L53 227H52ZM83 229V228H82ZM207 229V228H206ZM213 229V228H212ZM236 229V228H235ZM259 229V228H258ZM31 230V229H30ZM51 230V229H50ZM79 230H80V228H79ZM93 230V229H92ZM96 230V229H95ZM131 230V229H130ZM137 230H138V228H137ZM140 230V229H139ZM143 230V229H142ZM175 230V229H174ZM184 230V229H183ZM194 230V229H193ZM238 230V229H237ZM242 230V229H241ZM257 230V229H256ZM262 230V229H261ZM84 231H86L85 229H84ZM144 231V230H143ZM158 231H159V229H158ZM211 231V230H210ZM230 231V230H229ZM247 231V230H246ZM92 232V231H91ZM160 232H161V230H160ZM207 232V231H206ZM220 232V231H219ZM255 232V231H254ZM259 232V231H258ZM263 232H264V230H263ZM21 233V232H20ZM83 233V232H82ZM84 233H86V232H84ZM156 233V232H155ZM159 233V232H158ZM232 233V232H231ZM246 233V232H245ZM260 233V232H259ZM104 234V233H103ZM120 234H121V232H120ZM136 234V233H135ZM142 234V233H141ZM160 234V233H159ZM163 234H164V232H163ZM167 234H168V232H167ZM181 234V233H180ZM19 235V234H18ZM72 235V234H71ZM85 235V234H84ZM89 235V234H88ZM88 235H86L87 237H88ZM232 235V234H231ZM242 235H243V233H242ZM260 235H262L261 233H260ZM66 236V235H65ZM68 236V235H67ZM73 236V235H72ZM162 236V235H161ZM164 236H165V234H164ZM169 236H174V235H170L169 234ZM180 236V235H179ZM210 236V235H209ZM85 237V236H84ZM144 237H146V236H144ZM144 237H143V239H144ZM152 237H154V236H152ZM174 237H176V236H174ZM181 237V236H180ZM180 237H178L177 239H179L180 240ZM199 237V236H198ZM215 237V236H214ZM24 238V237H23ZM90 238V237H89ZM96 238V237H95ZM110 238H112V237H110ZM129 238V237H128ZM154 238H156V237H154ZM167 238V237H166ZM256 238V237H255ZM21 239V238H20ZM55 239V238H54ZM87 239V238H86ZM98 239V238H97ZM108 239V238H107ZM112 239H114V238H112ZM124 239V238H123ZM142 239V240H143ZM161 239H163V238H161ZM176 239V238H175ZM187 239H188V237H187ZM215 239V238H214ZM214 239H211V240H214ZM220 238H218V240H219ZM45 240V239H44ZM56 240V239H55ZM88 240V239H87ZM93 240V239H92ZM117 240V239H116ZM139 240V239H138ZM153 240V239H152ZM179 240H177V241H179ZM203 240V239H202ZM221 240V239H220ZM219 240V241H220ZM249 240V239H248ZM16 241V240H15ZM82 241H84V239L82 240ZM126 241H128V240H126ZM130 241V240H129ZM170 241H171V239H170ZM251 241V240H250ZM253 241V240H252ZM256 241H257V239H256ZM59 242H61V241H59ZM75 242H77L76 240H75ZM75 242L73 241V243L75 244ZM95 241H93V243H94ZM122 242V241H121ZM131 242V241H130ZM164 242V241H163ZM162 242V243H163ZM167 242V241H166ZM195 242V241H194ZM214 242V241H213ZM258 242V241H257ZM87 243H88V241H87ZM106 243V242H105ZM147 243V242H146ZM145 243V244H146ZM172 243V242H171ZM198 243V242H197ZM247 243V242H246ZM249 243V242H248ZM252 243V242H251ZM250 243V244H251ZM254 243V242H253ZM7 244H9V243H7ZM54 244V243H53ZM63 244V243H62ZM77 244V243H76ZM153 244V243H152ZM164 244V243H163ZM179 244V243H178ZM187 244V243H186ZM255 244V243H254ZM40 245V244H39ZM66 245V244H65ZM165 245V244H164ZM191 245V244H190ZM213 245V244H212ZM216 245V244H215ZM238 245V244H237ZM240 245V244H239ZM246 245V244H245ZM249 245V244H248ZM95 246V245H94ZM143 246V245H142ZM196 246V245H195ZM195 246H193V247H195ZM223 246V245H222ZM130 247V246H129ZM145 247V246H144ZM216 247V246H215ZM247 247V246H246ZM68 248V247H67ZM89 248V247H88ZM127 248V247H126ZM132 248V247H131ZM191 248V247H190ZM83 249V248H82ZM97 249V248H96ZM99 249V248H98ZM146 249V248H145ZM227 249V248H226ZM239 249V248H238ZM248 249V248H247ZM250 249L252 250V248L250 247ZM84 250V249H83ZM95 250V249H94ZM126 250H128V249H126ZM144 250V249H143ZM151 250V249H150ZM153 250V249H152ZM162 250V249H161ZM164 250V249H163ZM261 250V249H260ZM263 250V249H262ZM261 250V251H262ZM69 251H71V250H69ZM68 251V252H69ZM100 251V250H99ZM110 251H112L111 249H110ZM160 251V250H159ZM195 251V250H194ZM225 251V250H224ZM229 251V250H228ZM249 251V250H248ZM122 252V251H121ZM132 252V251H131ZM130 252V254H132V253H134V252H132L131 253ZM139 252V251H138ZM146 252H148V251H146ZM255 252H256V250H255ZM111 253H113V252H110V254ZM142 253V252H141ZM157 253V252H156ZM155 253V254H156ZM197 253V252H196ZM242 253H243V251H242ZM247 253V252H246ZM250 253V252H249ZM89 254V253H88ZM92 254V253H91ZM90 254V255H91ZM105 254V253H104ZM104 254H102V255H104ZM124 254V253H123ZM129 254V255H130ZM135 254V253H134ZM153 254V253H152ZM159 254V253H158ZM218 254V253H217ZM58 255V254H57ZM99 255V254H98ZM138 255H139V253H138ZM137 255V256H138ZM151 255V254H150ZM161 255V254H160ZM198 255H199V253H198ZM197 255V256H198ZM200 255H202V254H200ZM199 255V256H200ZM255 255V254H254ZM256 255H258V254H256ZM64 256V255H63ZM86 256V255H85ZM113 256V255H112ZM141 256H143V255H141ZM198 256V257H199ZM203 256H204V254H203ZM247 256V255H246ZM59 257V256H58ZM95 257H97V256H95ZM103 257V256H102ZM152 257V256H151ZM205 257V256H204ZM232 257H234V256H232ZM141 258V257H140ZM154 258V257H153ZM159 258V257H158ZM253 258V257H252ZM55 259H56V257H55ZM90 259V258H89ZM93 259H94V256H93ZM98 259V258H97ZM107 259V258H106ZM105 259V260H106ZM111 259V258H110ZM143 259V258H142ZM152 259V258H151ZM151 259L149 258V260H150V262H151ZM167 259V258H166ZM202 259V258H201ZM205 259V258H204ZM221 259V258H220ZM250 259V258H249ZM99 260V259H98ZM101 260V259H100ZM158 260V259H157ZM231 260V259H230ZM91 261H92V259H91ZM227 261H228V259H227ZM78 262V261H77ZM84 262V261H83ZM82 262V263H83ZM87 262V261H86ZM101 263H102V260L100 261ZM131 262V261H130ZM166 262V261H165ZM104 264H106V262H103ZM102 263V264H103ZM119 263V262H118ZM208 263V262H207ZM210 263V262H209ZM215 263V262H214ZM261 263V262H260ZM263 263H264V261H263ZM72 264V263H71ZM94 264V263H93ZM132 264H133V262H132ZM136 264V263H135ZM156 264V263H155ZM176 264H177V261H176ZM231 264V263H230Z\"/></svg>",
    "mask_w": 264,
    "mask_h": 264
}]
</instances>
